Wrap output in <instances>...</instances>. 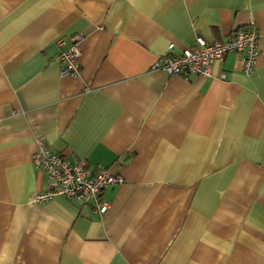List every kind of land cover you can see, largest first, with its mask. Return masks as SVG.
<instances>
[{"label":"crops","instance_id":"obj_1","mask_svg":"<svg viewBox=\"0 0 264 264\" xmlns=\"http://www.w3.org/2000/svg\"><path fill=\"white\" fill-rule=\"evenodd\" d=\"M254 22L249 75L151 70L168 44ZM79 56L60 76L57 42ZM123 178L91 204L54 198L37 141ZM0 264H264V0H0Z\"/></svg>","mask_w":264,"mask_h":264},{"label":"built area","instance_id":"obj_2","mask_svg":"<svg viewBox=\"0 0 264 264\" xmlns=\"http://www.w3.org/2000/svg\"><path fill=\"white\" fill-rule=\"evenodd\" d=\"M249 26L247 29L236 30L221 41H207L196 35L188 47L178 52L174 50L173 44H168L151 70L184 79L189 76L207 78L215 63L221 62L228 54H234L240 57L243 71L249 75L259 56L257 34L252 20ZM79 40L80 36H75L65 48L64 40L57 42L56 63L60 76H78ZM37 145L38 149L32 155V164L46 174L49 185L47 191L34 197L33 203L42 204L60 198L75 200L83 205L91 204L93 211L99 215L107 211L109 204L102 201L101 195L109 186L121 185V176L112 175L101 168L93 169L83 163H70L61 154L50 151L42 139L37 141Z\"/></svg>","mask_w":264,"mask_h":264}]
</instances>
